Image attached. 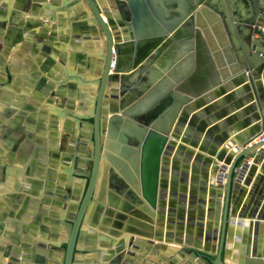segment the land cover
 <instances>
[{"label": "water", "instance_id": "water-1", "mask_svg": "<svg viewBox=\"0 0 264 264\" xmlns=\"http://www.w3.org/2000/svg\"><path fill=\"white\" fill-rule=\"evenodd\" d=\"M50 1L51 8L42 6L41 16H48L47 22L59 19V25L69 23L66 16L73 11V25L87 29L94 40H102L95 65L83 63L96 76L85 78L80 74L83 70L78 75L66 72L63 79H73L67 81L71 90L68 102L59 104L64 112L58 110L50 119L51 131L56 132L63 117L64 128L83 144L78 149L72 140L66 158L64 192L69 194L74 183L81 187L71 197L69 214L62 212L55 220L63 228L54 227L50 263L141 264V259L129 260L125 255L135 257L131 250L145 244L149 256L144 264H264V141L255 140L264 128V35L255 36L257 31L252 27L264 22V0H242V10L230 6V0L216 4L217 0H181L177 8L167 10L162 26L153 17L158 11L152 0ZM202 5L221 16L228 38L219 41L220 46L213 51L218 57L217 69L213 66L208 86L189 94L167 93L162 104L163 109L170 108L168 119H159L162 105L157 94L147 103L139 100L130 107L132 97L125 91L138 94L142 89H133L128 82H134L135 76L141 78L140 72L157 56L163 41L164 47L180 40L187 44L186 51H192L195 39L196 52L206 51L199 29L201 12L205 11ZM6 6L2 7L7 15ZM83 8L90 11L87 26L76 21L86 17ZM229 13L237 17L234 25ZM9 21L11 34L21 36L32 27L31 23L21 27L23 22L14 10ZM3 22L0 28L4 29ZM235 27L242 32L240 45L235 41ZM40 33L46 35L47 31L43 28ZM244 37L249 38L247 45ZM40 50L37 58L43 61L41 69L52 67L57 72L48 44ZM59 62L64 63L62 59ZM138 66L117 92L118 73ZM13 78V68L0 56L1 92ZM87 88L92 98L84 105ZM2 95L10 98L5 91ZM75 97L79 100L76 108ZM107 98L111 99L109 105L104 102ZM41 109L46 110L44 106ZM8 114L6 109L3 115ZM75 124L80 128L77 136ZM233 134L236 141L221 149ZM235 143L237 147L225 157L226 148ZM247 157L253 159L249 166L244 162ZM78 159L80 170L75 168ZM241 162L242 170L235 177ZM7 172L4 166L0 183ZM195 209L197 215L193 214ZM177 228L185 234L177 233ZM125 233L129 235L123 236ZM158 241L163 242L160 252ZM9 251L6 255L13 259ZM173 253L177 255L173 257ZM154 254L163 260L154 262ZM44 258L39 253L35 260Z\"/></svg>", "mask_w": 264, "mask_h": 264}, {"label": "crops", "instance_id": "crops-1", "mask_svg": "<svg viewBox=\"0 0 264 264\" xmlns=\"http://www.w3.org/2000/svg\"><path fill=\"white\" fill-rule=\"evenodd\" d=\"M65 1L69 2L70 0ZM180 1L181 0H177L176 3L171 4L168 3L167 0H152L154 8L158 11L157 17L153 14L158 25H163L168 17L167 10L170 8H177L179 3H182ZM230 1L232 2L229 3L230 6L242 10L241 8L244 5L242 0ZM219 2L220 0H217L215 4ZM4 4L7 5L4 7L7 9V15L2 7ZM44 5L51 8L53 3L50 0H0V23H4V20L6 21L4 29L0 28V56L4 58V64L9 62L11 68H13L14 74L12 82L4 86L6 89L4 91L10 94V98L7 100L4 99L2 95L4 91H0V125L10 124L12 128H15V118H18L19 122H21V127H25V130L31 131L36 137V140L38 138V142L36 141L35 146L39 150H41L42 147H47L48 150L58 151L59 154V158H53L50 155L46 156L44 160H40V158L36 157L34 163L32 157L22 155L21 158H19L18 150L14 151L12 153L14 154L12 159L13 162L8 166L9 174L6 181L10 182V184L6 185L2 183V185H0V202H3L1 207L5 210H8L7 202L3 200V196L6 195L14 194L15 196H21L19 197L20 201H17L19 203L17 211L25 199L28 198L30 202L33 203V209H30L31 205L27 207L19 219L20 224L17 226H12L11 216H4L3 212H0V221L4 223L5 228V231L0 234V241H5L2 243V246H12L13 249L19 251L20 263L18 264H26V262L29 261L28 256L32 254L33 249L43 253L46 258L44 263L38 262L36 264H51L50 257L52 255L49 257L48 253V244L51 243V239H49L48 236L44 238L41 236V233L47 234L45 231L46 229H41V224L49 221L48 219L51 217L53 210H60L62 207V203L58 204L59 206H56L55 203L57 198L55 194L59 193V195H62L64 193V187L67 185V181L60 177L64 174L65 168L67 167L62 163L63 154L67 151H60V146L64 142V134L68 133L65 137L68 143L73 138L72 132L64 128L65 120L63 117L58 121L56 132L55 130L51 131L48 125L50 124L51 117L57 115L55 111L56 106L63 104V102L67 103L68 99L66 98L70 96L71 90L67 81L70 80V82H72L73 79L64 80L63 76L66 72L69 75L70 72H74L75 75H78V73H80L78 71L83 70L80 73L82 74L81 76L93 79L96 74L93 73V75H91L90 70H88L87 66L83 63L90 62L95 65V56L101 52L100 49L102 48L101 39L94 40L92 35L87 33V29L79 30L73 25L74 20H72V16H75L73 11L66 16L67 19H70V22L59 25V19L55 22H47L48 16H41L44 12L42 7ZM202 8H204L205 11L201 12L202 27L199 29L200 37L204 42L206 51L196 52L197 43L195 39H193L192 51H186L185 47L187 44L180 40L167 43L164 47L163 41L157 47V49L160 48L157 56L140 72L141 78L135 76L136 79L133 80L134 82H128L139 66L135 69H125V71L118 73L119 80L115 83L114 87L117 92L119 91L121 82L124 80V83L127 84L128 82L131 88L136 89L138 86L139 89H142L138 94H133V92L129 90L125 91L127 97L129 95L132 97L129 103L130 107L134 106L139 100L147 103L152 96L157 94L158 97L156 99H159L158 104L162 105L159 107L158 111L159 119H168L170 117V108L163 109L162 104L167 93L172 94V92L177 93L178 91V93H180V91H182L189 94L190 91L206 88L208 86V83L212 79L213 66L217 69L215 63L218 57L214 55L213 51L220 46L219 41L222 39L228 40V38L222 24L221 16L210 6L202 5ZM83 9L86 12V17L81 16L82 18L80 17L76 21H82L84 25L87 26L90 24V11L86 8ZM12 10L19 14L20 20L23 22L21 27H25L27 23L32 24V27L27 32H23L21 36L13 32L12 34L9 33V31L12 30L9 25V16ZM235 17L236 15L229 13L232 25L235 23L234 19L237 18ZM29 19H32V21H28ZM38 19L41 20L42 23H38ZM86 22H88V24ZM43 28L47 31L46 35H41L40 33V30ZM235 31V41L240 45L242 42V32L236 27ZM88 35H90V38ZM243 39L244 44L247 45L249 43V38L247 39L244 37ZM90 43L93 44L92 47L89 46ZM43 44H48L50 47L51 52L49 56L54 59V66L58 69L57 72H53L51 69L52 67H49L46 71L41 69L43 61L39 60L37 57L41 53L40 46ZM72 54L74 55L72 56ZM148 58L147 56L142 64L147 62ZM61 59L64 62L62 64L59 62ZM1 79H3V81L5 80L4 77H1ZM108 90L107 88V91ZM88 91L89 89L87 88L85 91L86 97L84 98V105L91 102L92 97L88 95L90 93ZM110 101L111 99L109 98L104 99L106 105H109ZM73 102L76 108L79 104L77 97L74 98ZM115 102L116 107L119 106L118 101ZM27 106H30V108ZM43 106L46 110L41 109ZM150 106H146V108ZM6 109H8L9 112L7 117L3 115ZM28 117H32L34 123L33 121L32 123L27 122L26 119ZM76 128L77 136L80 128H78L77 125ZM241 132L242 131L239 133ZM2 134L3 131L0 129V162L4 164L6 160H9L11 157H9V153H11L12 149L5 147L6 140L1 136ZM235 135L236 134L231 135L220 148H225L229 141H236L234 138ZM50 139L56 140L54 145L49 143ZM18 144L19 146L21 144L24 145V141ZM236 146L237 143H235L234 147L232 145L230 148L227 147L224 153L225 157L230 154ZM86 147H88V141ZM193 150L196 152L197 149L194 148ZM39 160L43 164H41ZM52 172H54V174H52ZM17 183L20 185L19 189L16 188ZM184 206H186L185 211H187V204ZM193 212L194 215H197L198 209ZM86 227L90 228L88 224H86ZM31 228H35V231H32ZM95 231L98 234L99 230L95 229ZM60 232H62V230ZM194 232H196V230H194ZM128 235V233L123 234V236ZM40 244H43L45 247L40 248ZM158 244L160 247L158 251L160 252L162 249L160 244H163V242L158 241ZM127 249L128 246L125 247V250ZM131 251L134 252L135 257L129 258L125 255L129 260L139 258L143 263L144 260H147L146 256H149L145 245H141L138 250ZM25 252H28L29 255H26ZM91 255H94V253H91ZM154 255V262L163 260V258L160 259L159 255ZM176 255V253L172 254L173 257ZM85 256L82 257V259H84ZM7 260L8 257H4L3 254L0 253V264H6ZM162 264H164V262Z\"/></svg>", "mask_w": 264, "mask_h": 264}, {"label": "flooded vegetation", "instance_id": "flooded-vegetation-1", "mask_svg": "<svg viewBox=\"0 0 264 264\" xmlns=\"http://www.w3.org/2000/svg\"><path fill=\"white\" fill-rule=\"evenodd\" d=\"M62 105L65 106L66 103L63 102ZM28 108H30V107H28ZM58 110H60L61 112H64V108L63 107L56 106V110L55 111L57 112V114H58ZM31 116H33V115H31ZM26 120H27V122H29V120H32L33 123H34V120H33L32 117H30V118L28 117ZM15 121H16L15 122L16 123V127L15 128H12L10 126V124H6V125L3 124L2 128H1V130L3 131V134L1 136L6 140L5 147H7L8 149H12V150H11V153H9V157L11 156L9 158V160H6V162L4 164H2V162H0V175L2 173V170H3L4 166H5L7 171H8L7 172V176H8V174H9L8 166H9V164H11V162H13L12 159H13V155L14 154H12V153L14 151H17V150H18L19 158H21L22 155L26 156V157L30 156V157H32V160L34 161V163H35V158L36 157L40 158V160H44L46 158V156H50V155L53 158H59L58 151L55 152V151H52V150H48L47 147H42L41 150H39L35 146L36 141L38 142V138L36 140V137L34 136V134L31 131H27V130H25V127L24 128L21 127V122H19L18 118H15ZM48 126L50 127V124ZM66 130L70 131L68 129H66ZM23 131H24V133H23ZM67 135H68V133L63 135V141L64 142L60 146V151H63V150L67 151V152H65V154H63V157H62V163L65 166H67L65 168V170L68 168L67 164L69 162L66 163V158L69 157V155L71 153V150H70L72 148L71 141L74 140L77 143V140H78V137H76V139H75L74 133H72V136H73L72 138L73 139L70 140L69 143H68L66 138H65ZM39 140H41V139H39ZM21 141H24V145L21 144L19 146L18 143H20ZM55 141H56L55 139H50L49 143L54 145ZM76 145H78V147H79L78 149L83 147V144H81V143L80 144L77 143ZM75 146H74V149H75ZM78 156H80V155L78 154ZM80 159H78L77 164L75 166V168L78 169V170H80L78 168ZM40 160H39V162H40ZM40 163L43 164L42 162H40ZM52 174H54V172H52ZM7 176H6V178L3 179L2 183L3 184L5 183L6 185L7 184L9 185L10 182H6L7 181ZM60 177L63 178L64 180H66L68 175L64 172V176L62 174ZM0 180H1V177H0ZM2 183H0V185H2ZM80 187H81L80 183H79V186H77L76 183H74L73 186H72V188H73L72 190L73 191L70 190L69 194L66 193V192H64L62 195H59V193L55 194V196L57 197L56 200H55L56 206H59L58 204L62 203V207L60 208V210H56V209L53 210L51 217L48 219L49 221L45 222L44 224H41V229H46L45 231L47 232V234L41 233V236L43 238L46 237V236H48L49 239L54 238L53 232H54V227L55 226H58L59 229L63 228V225L59 224V222H55V220L60 218L62 212H65V216H67L69 214L70 208L72 206L71 202H70L71 201V197H72V195L74 196V194H77L76 191H80ZM16 188L17 189L20 188V185L18 183L16 184ZM75 189H78V190H75ZM19 197H21V196L20 195L15 196L14 194H10L8 196L7 195L3 196L4 202H7L8 210H5L4 208H2L1 206L3 205V202H0V212H3L4 216L9 215V216L12 217V226H17L18 224H20L19 219L23 215V213L25 212V210L27 209L28 206L31 205L30 209H33V203L30 202V200L27 198V199H25V201L22 203V205L19 207V210L17 211V207H18V204H19L18 202L20 201ZM67 201H68V204H67ZM94 210L98 211L97 205L96 206L94 205ZM43 211H45V210H43ZM94 218H96V217L94 216ZM192 228H194V227H192ZM34 229L35 228H31L32 231H35ZM3 231H5L4 223H2V221H0V234L3 233ZM176 231H177V233L185 234V232L183 233V231H180L178 228L176 229ZM4 242H5L4 240L0 241V253H2L4 257H8V260H7L6 264H8V261H10V262H12L14 264L20 263L19 262L20 261V259H19V256H20L19 255V251L13 249L12 246H5V247L2 246V243H4ZM50 242H52V241H50ZM48 245H49L48 246V250H49L48 253H49V257H50L51 254H52L53 247H52L51 243H49ZM142 246H143V244H142ZM44 247L45 246H43V244H40V248H44ZM7 250H10L9 252L11 253V255L14 254L13 255L14 256L13 259L10 258V255H6L7 254L6 253ZM39 253L40 252H37L34 249H33L31 255H29L28 252H25L26 255H29L28 256L29 257L28 258L29 259V261H28L29 263L26 262V264H36L38 262L39 263L40 262L44 263L46 258H44L42 261L41 260H35L36 256ZM41 254L43 255V253H41ZM24 257H25V255H24Z\"/></svg>", "mask_w": 264, "mask_h": 264}, {"label": "built area", "instance_id": "built-area-1", "mask_svg": "<svg viewBox=\"0 0 264 264\" xmlns=\"http://www.w3.org/2000/svg\"><path fill=\"white\" fill-rule=\"evenodd\" d=\"M262 15H264V10L262 11ZM253 27V29H255L256 28V34H255V36H257V37H261L262 35H264V22H263V24L262 25H259V26H257V27H255V26H252ZM255 140L256 141H264V128H263V130L261 131V133H260V135L258 136V137H256L255 138ZM255 140H253V142L255 141ZM252 157H248V158H245V160H244V162L249 166L251 163H252ZM244 162H241L240 164H239V166L235 169V177L240 173V171L242 170L241 168L243 167V163ZM223 176H224V174H223Z\"/></svg>", "mask_w": 264, "mask_h": 264}, {"label": "bare ground", "instance_id": "bare-ground-1", "mask_svg": "<svg viewBox=\"0 0 264 264\" xmlns=\"http://www.w3.org/2000/svg\"><path fill=\"white\" fill-rule=\"evenodd\" d=\"M224 144V143H223ZM232 146L234 147L235 146V144H232ZM237 147V146H236ZM230 148V147H229ZM234 150V149H233ZM232 150V151H233ZM232 151L230 152V153H232ZM247 165V164H246ZM248 166V165H247ZM186 203V202H185ZM186 205V204H185ZM186 207V206H185ZM196 210V209H195ZM96 229V228H95ZM192 230L194 231V230H196V227H194V228H192ZM184 235V234H183Z\"/></svg>", "mask_w": 264, "mask_h": 264}]
</instances>
